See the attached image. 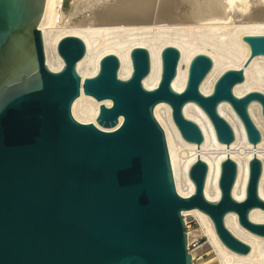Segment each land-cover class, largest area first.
Listing matches in <instances>:
<instances>
[{
  "label": "water",
  "instance_id": "water-1",
  "mask_svg": "<svg viewBox=\"0 0 264 264\" xmlns=\"http://www.w3.org/2000/svg\"><path fill=\"white\" fill-rule=\"evenodd\" d=\"M44 6L45 0H0V264H193L182 215L193 207L210 217L226 247L246 254L250 246L223 219L234 211L241 226L264 236V222L249 219L251 208L264 209L258 194L262 166L253 145L246 194L235 199L237 165L227 158L234 132L217 105L228 101L247 140H260L248 105L258 101L264 117V93L236 96L233 86L244 79L249 58L264 54V34L242 36L250 57L242 68L221 73L207 95L199 90L212 65L204 53L191 58L183 90L173 89L179 60L173 45L160 52L161 74L154 88L142 84L150 70L143 46L130 50L132 71L126 79L117 74L116 55L108 53L100 58L98 71L81 81L76 63L85 44L75 34L57 42L60 69L45 63L39 28ZM80 87L96 99L111 100L109 106L99 105L95 119L112 129L73 117L71 104ZM159 101L170 105L187 142L203 141L197 123L182 112L193 101L210 119L217 140L226 143L217 200L203 194L207 165L198 158L187 171L193 193L176 191L165 134L153 113Z\"/></svg>",
  "mask_w": 264,
  "mask_h": 264
},
{
  "label": "bare ground",
  "instance_id": "bare-ground-1",
  "mask_svg": "<svg viewBox=\"0 0 264 264\" xmlns=\"http://www.w3.org/2000/svg\"><path fill=\"white\" fill-rule=\"evenodd\" d=\"M62 3V0H45L39 23L45 63L51 70L60 69L63 59L57 52V42L65 34H75L85 44L84 55L76 63L81 81L98 71L100 58L108 53L116 55L119 61L117 74L126 79L132 71L130 50L143 46L149 54L150 70L143 77L142 84L147 89L154 88L161 74L160 52L164 46L173 45L179 50L177 71L171 82L173 89L183 90L191 58L204 53L211 58L212 65L201 80L199 90L207 95L212 92L221 73L229 68H242L250 57L249 45L242 36L264 34V0H72L66 16L61 12ZM242 69L244 79L233 86V93L236 96L252 90L264 93V54L250 57ZM101 103L109 106L111 100L96 99L80 87L71 104V113L80 122H91L101 129L110 130L113 126L104 127L95 119ZM217 111L234 132V140L227 144V158L233 159L237 165L232 196L237 200L245 197L248 160L253 157L254 145V157L261 161L262 166L258 194L264 199V117L260 103L252 100L248 105L249 115L261 135L254 144L247 140L244 126L228 101H220ZM182 112L201 129V143L187 142L182 138L167 102L159 101L153 108L165 134L176 191L182 196L193 193L194 184L187 171L198 158L207 165L203 194L215 201L220 196L217 181L220 160L226 158V143L217 140L210 119L198 104L187 101ZM121 118L119 116V122ZM182 215L186 225L187 216H192L199 221L201 230L207 233L215 252L211 264H264V236L241 226L234 211L226 212L223 221L234 236L250 246L246 254L226 247L217 236L210 217L199 208L182 210ZM249 219L264 222V209L251 208ZM194 231L186 232L193 264H210V261H194L198 253V250L190 249Z\"/></svg>",
  "mask_w": 264,
  "mask_h": 264
},
{
  "label": "rangeland",
  "instance_id": "rangeland-1",
  "mask_svg": "<svg viewBox=\"0 0 264 264\" xmlns=\"http://www.w3.org/2000/svg\"><path fill=\"white\" fill-rule=\"evenodd\" d=\"M61 4V12L63 16H66L67 13L69 14L70 8H71V3L72 0H62ZM70 6V7H69ZM65 7V8H64ZM184 219V217H183ZM187 225L185 223L186 232L187 231H194L195 235L193 234V238L190 244V249L191 250H198V253L194 259L195 262L197 263H205L213 262L212 258L215 257V252L212 247V244L209 242V237L206 232L201 230V226L199 221L192 217V216H187L186 219ZM196 236V237H195ZM213 264V263H212Z\"/></svg>",
  "mask_w": 264,
  "mask_h": 264
},
{
  "label": "built area",
  "instance_id": "built-area-1",
  "mask_svg": "<svg viewBox=\"0 0 264 264\" xmlns=\"http://www.w3.org/2000/svg\"><path fill=\"white\" fill-rule=\"evenodd\" d=\"M192 261H193V258H192Z\"/></svg>",
  "mask_w": 264,
  "mask_h": 264
}]
</instances>
